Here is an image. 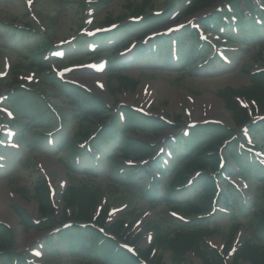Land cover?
Here are the masks:
<instances>
[{"label":"rangeland","instance_id":"1","mask_svg":"<svg viewBox=\"0 0 264 264\" xmlns=\"http://www.w3.org/2000/svg\"><path fill=\"white\" fill-rule=\"evenodd\" d=\"M129 2L140 3L142 0H0V202L3 201L0 206V228L9 230L14 237L15 250L26 254L33 262L86 264L88 257L85 253L91 248L90 243L83 249L78 246L73 252L68 245L48 244L51 241L50 231L23 226L12 206L22 209L33 220L38 219V202L34 194L42 180L52 194L56 217L62 213L61 196L70 185L98 187L100 195L94 216H99L102 208L108 206L110 212L106 224L112 226L122 220L123 230H127L128 245L133 246L138 254L151 250V257L156 255L162 264H171L170 248L155 245L153 225L159 224L161 229L172 231L183 219L174 213L170 208L172 202L165 199L163 194L170 191L180 201L198 202L206 192L204 185H199L194 195L190 193L201 177L197 178L195 174L188 177L186 174L188 182L184 187L180 188L181 185L176 182L169 189L171 177L184 164L180 158L173 160L172 167L165 171L167 175L151 169L149 173L154 177L153 182L146 178V173L141 172L133 177L123 173L126 182L131 181L123 185L115 180L116 170L110 163L117 158L131 169L144 163L137 160L132 162L129 157H124L126 150L122 142L126 136L153 147L158 146L162 151L157 147L156 155H161L164 161L170 157L173 146H177V156H186L190 154L189 151L193 154L200 146V139L190 144L194 139L190 129L211 122L235 129L231 111L218 93L226 87L248 88L256 80L255 74L264 72V23L259 25L260 33L248 37L250 30L246 28L247 32H240L232 25H221L219 34L206 31L205 40L209 50L205 51V55L195 56L192 53L194 50L187 54L190 58L196 57V60L188 56L185 61L179 60L174 50L168 47L159 54L145 51L136 60L138 44L120 51L127 41L134 38L127 37L135 33L123 35L122 38L127 40L120 43V37L110 36L118 29L108 25L113 23L120 28L122 23L133 18ZM153 2L154 7L147 10L144 18L148 17L147 14H166V10L174 14L163 22L159 31L152 32L151 37L156 34L179 37L195 24H202L212 11L205 9L182 17L185 0ZM227 3L228 0L219 1L214 12L223 13L227 10L224 6ZM252 3L254 10H262L260 0H252ZM241 4L244 12L247 11L245 2ZM43 42L51 44L47 49H52L43 62L49 66L48 72L38 65L40 56L33 55L35 47ZM117 44V48L113 47ZM190 46L188 44L185 48L191 49ZM115 49L119 52L117 57L111 56ZM193 68L194 72L191 71ZM120 72L139 80L136 90L118 91L116 76ZM63 84L72 93L62 89L60 85ZM79 92L97 96L121 118L127 109L132 108L145 117L163 121L167 118L174 122L175 129L152 135L134 132L127 127L124 129L126 136L114 143L112 154L106 158L97 155L95 162H98V167L84 170V164L91 163V157H95L96 153L90 155L89 152L85 160L77 163L74 161L75 155L65 148L83 129V113L79 107L80 101L75 97ZM17 93L19 95L14 98ZM239 104L252 111L256 118L262 115L252 101L240 98ZM46 107L49 108L48 112L45 111ZM38 114L56 124L41 125ZM54 129L56 132H52ZM54 132L57 137L52 136ZM262 133L264 131L247 128L239 130L237 136L242 140V149L258 146L264 152ZM61 140L65 142L64 145L60 144ZM226 144L228 142L217 152L227 161L225 179L233 182L232 193L238 199L226 203L232 205L231 213L223 211V205L218 204L219 199H211L210 205L216 209L210 217L202 219L206 222L205 226L214 229L215 234L206 238V242L225 253V264H252L235 262L234 255L245 242L252 243L259 239L264 242V225H259L260 221H264V173L249 177L237 173L236 165L229 157L230 147ZM80 147L85 151L84 144ZM154 181L158 182V187L152 186ZM223 182L219 180L216 183L218 197L222 195ZM147 191L157 193L159 199H152V193L144 195ZM241 201L247 203L244 209L240 208ZM11 208L15 214L13 218ZM254 213H258V216L255 217ZM235 223L240 227L233 232ZM229 244H232V249L227 251ZM96 258L101 257L98 254ZM186 260L190 264H202L193 252L186 254ZM140 262L150 264L148 261ZM94 264L105 263L98 260Z\"/></svg>","mask_w":264,"mask_h":264},{"label":"trees","instance_id":"2","mask_svg":"<svg viewBox=\"0 0 264 264\" xmlns=\"http://www.w3.org/2000/svg\"><path fill=\"white\" fill-rule=\"evenodd\" d=\"M219 1L221 0H192L186 6L183 16L192 15L205 9H212L210 15L207 16L202 23L204 27L210 31L218 32L221 25L234 26L236 25L234 24L236 22L238 23L237 25L240 32H247L246 28L247 30H250L248 31L246 37L251 36L254 33L261 32L258 20L261 23H264V10H254V8L251 7L253 4L251 0H228V2L232 5V9L224 10L223 13H220L219 11L215 13L214 11ZM242 1H244L247 5L250 15H247V13H245L242 9ZM261 1L264 4V0ZM128 6L132 9L135 17H140L145 16L144 14L147 10L154 7V2L153 0H142L140 3L129 2ZM166 14L167 15L159 17L154 14H147L148 17L145 19H149L146 22H144V19V21L140 24L126 21L122 23L121 27L112 35L113 37L118 36L122 38L125 34L128 35L131 34V32H139L136 39L142 40L153 27H158L164 20L168 19L172 12L168 10ZM232 16H235L234 20ZM108 22L110 23L111 20L108 19ZM141 29L146 31H142ZM185 37L187 39H184ZM120 41L125 42L123 38ZM173 41H177L179 43L182 49V56L185 58L184 60H186V56L190 55L193 50L201 54V50L197 51V49H200L199 45H202V42L199 39L198 33L191 29H188L177 38L158 36L156 41L157 43L155 42L153 46L150 47L151 49H155L158 42L160 48L168 47L171 43H173ZM153 42L154 40H152L151 43ZM129 43L130 41L125 43L123 45L124 48L128 47ZM188 44H191V49L185 48ZM48 46V42L39 43L35 47L36 52L33 55L35 57H41L42 51H44L45 54ZM140 47L145 46L140 43ZM201 49L208 51L209 46L203 45ZM142 52L143 51H139V53ZM196 52L192 53L195 54ZM115 53H117V51H115ZM189 59H192V57H189ZM38 65L41 69H45V71L49 70V66H45L42 60H40ZM194 68L191 69L192 72H194ZM255 78L256 80L252 81V84L248 88L235 89L232 87H226L218 94L226 102L228 109L231 111L236 128L248 125L253 131L257 132L264 131V120L256 122V120L252 117V114L246 108L242 107L237 100L239 97L245 98L246 100H252L255 103L257 110L264 115V72L255 74ZM116 79L118 91H134L139 85L138 79L128 76L123 72H120L116 76ZM60 86L62 89H65V91H70L65 84ZM17 95H19V93L15 94L13 97L15 98ZM75 95L76 99L80 101L79 107L83 113L81 118L83 129L78 132L75 140L69 141L68 145L65 146L66 149L69 148L72 155H75V162L78 160H85L89 152L91 155V152L94 150L96 154H99L102 157L111 155L109 149L114 148V141H116V139H121L122 136H126L124 127H131L134 132L142 131L145 134L152 135H158L160 131L165 129H175L174 125L167 124L165 121H161L157 118L145 117L140 112H137L132 108L126 110L128 124H123L119 114L113 113L109 110L107 105L103 104L101 99L97 96L92 95L91 93H88L87 95L81 92ZM42 102H44V100ZM38 116L41 118L38 119V122H40L41 125L45 123H47V125L56 124L53 120H45L44 116L42 118L40 114H38ZM11 124H13V122H11ZM54 130H52V132ZM237 133L238 131L232 127L216 123H208L204 126H200L199 128L195 127L192 129V137L194 139L192 138L193 140L190 144L193 145V142L199 138L200 140L198 141H200V146L198 150H196L193 154L189 151L190 154L186 156L185 154L175 156V160L182 158L184 164L181 170L175 172V175L171 177L170 182L168 183L169 189L174 183L176 184V182H179V185H181L180 188L184 187L188 180V178H186L187 175L190 177V175L199 172L202 180H200L194 188L199 185H204L206 192H203L198 202H189V200L180 201L176 199V196H174V194L170 191L163 194L165 199L172 202L170 208L179 215L187 218V221H182V223L179 221L180 224H178L172 231H169L168 229H161L159 224L153 225L155 245H166L170 248L172 252L171 264H190L186 260V254L188 252H193L195 256L200 259L202 264H225V253L223 254L212 248L210 244L206 242V238L214 235L215 231L214 229L205 226L206 222H204V219L202 218L206 217L201 216L202 214L208 213L212 207V205H210L212 202L211 199L217 194L215 189V180L217 179L214 180V178L215 175L221 177V172L223 171L222 167L220 168L219 166L221 156L217 150L220 146L224 145V143L228 142L226 145L230 147V156L235 161L236 166L239 169V174L243 177L255 176L261 172L264 173V166L256 159L255 155L242 151L238 145L239 140L235 139ZM53 136L57 137V134L54 132ZM262 139L264 142L263 133ZM82 141L87 142L89 147L88 150L85 149V151H82L79 147V142ZM60 144L64 145L65 142L61 140ZM122 145H124L123 148L126 150L124 157L126 156L134 160L148 159V162L143 166H137L136 168L131 169L127 168L125 164L117 158H113L111 164L114 165L116 170L115 180L117 183L127 185L131 182H126V179L123 178L126 175L123 174V172L127 173L128 177L136 176L138 172L146 173V178L153 182L154 177L149 173V171H151V169L153 171H155L154 169L162 170L159 158H154L155 148L127 136L122 142ZM91 161V164H87L85 166L86 169H88L90 165H94L95 157L92 156ZM152 186L154 188L158 187V182L154 181ZM223 189L224 190L222 195H220L219 201L226 204L228 200L233 201L238 199V196L232 193L234 188L231 183L226 181ZM151 193L152 192L147 191V193L144 192V195ZM195 193H197V191L192 194ZM99 195L100 189L98 187L88 188L86 186L70 185L62 195V214L60 217H56V209L51 197L49 196L48 189L45 187L44 182L40 180V184L35 188L34 194V197L37 199L39 204L38 223H35L20 208L14 207V209L17 214L22 217L25 228L36 230H56L57 235L54 238L51 237V240L58 239V241L71 246L73 252L77 250L76 248L78 246L83 249L86 248V244L91 243V248L87 253H85L88 257V262H86V264H94V262L98 261L96 258L98 254L101 257L99 261L105 264H141L140 259L142 258L145 261L150 262V264H162V260L157 258L156 255L150 257L151 250L140 251L137 257L130 254L123 248L120 242H117V240H114L111 237L113 235L120 240L124 239L126 243L129 241L127 238V230H123L124 222L122 220L115 222L112 226H108L106 224V217L109 210L108 206L104 207L100 216L94 220V212L98 205ZM238 195L240 196V194ZM151 196L152 199L157 200L160 197L155 192H153ZM240 203L241 209L247 207V203H243L242 201ZM229 205L232 206L230 202ZM230 206L228 207V204L225 205L226 209L229 211L228 213H231L232 210V207ZM254 216L257 217L258 213H254ZM65 224H68V226L64 227ZM259 225L260 227L264 225V221H260ZM100 227L103 228L102 231ZM239 227L240 225L238 226V223L233 224V232L236 230L238 231ZM234 236L235 235H232V237ZM231 246V244L228 245L227 251L231 248ZM15 248L13 235L9 232V230L0 228L1 264H29L26 257L16 252ZM234 261L264 264V242L260 239L252 243L245 242L236 250Z\"/></svg>","mask_w":264,"mask_h":264},{"label":"bare ground","instance_id":"3","mask_svg":"<svg viewBox=\"0 0 264 264\" xmlns=\"http://www.w3.org/2000/svg\"><path fill=\"white\" fill-rule=\"evenodd\" d=\"M2 204H3V201L0 202V206H1ZM10 214H12V218L15 217V214H14V212H13L12 210L10 211Z\"/></svg>","mask_w":264,"mask_h":264}]
</instances>
